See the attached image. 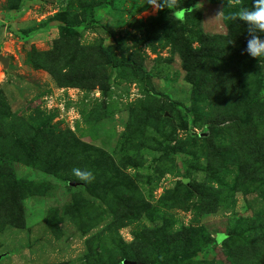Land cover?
Wrapping results in <instances>:
<instances>
[{
    "label": "rangeland",
    "instance_id": "rangeland-1",
    "mask_svg": "<svg viewBox=\"0 0 264 264\" xmlns=\"http://www.w3.org/2000/svg\"><path fill=\"white\" fill-rule=\"evenodd\" d=\"M252 7L0 0V264H264Z\"/></svg>",
    "mask_w": 264,
    "mask_h": 264
},
{
    "label": "clouds",
    "instance_id": "clouds-1",
    "mask_svg": "<svg viewBox=\"0 0 264 264\" xmlns=\"http://www.w3.org/2000/svg\"><path fill=\"white\" fill-rule=\"evenodd\" d=\"M145 3L156 10L169 9L172 15L180 18L183 0H145ZM235 18L247 25L251 37L244 51L252 58L264 57V0H253V7L240 9Z\"/></svg>",
    "mask_w": 264,
    "mask_h": 264
},
{
    "label": "water",
    "instance_id": "water-1",
    "mask_svg": "<svg viewBox=\"0 0 264 264\" xmlns=\"http://www.w3.org/2000/svg\"><path fill=\"white\" fill-rule=\"evenodd\" d=\"M0 63L4 66L7 64V60L0 56Z\"/></svg>",
    "mask_w": 264,
    "mask_h": 264
}]
</instances>
